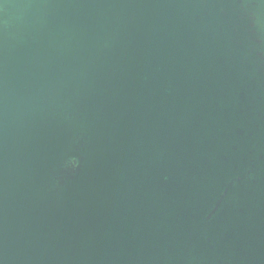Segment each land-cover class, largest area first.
Wrapping results in <instances>:
<instances>
[{
    "label": "water",
    "instance_id": "1",
    "mask_svg": "<svg viewBox=\"0 0 264 264\" xmlns=\"http://www.w3.org/2000/svg\"><path fill=\"white\" fill-rule=\"evenodd\" d=\"M0 264H264V0H0Z\"/></svg>",
    "mask_w": 264,
    "mask_h": 264
}]
</instances>
